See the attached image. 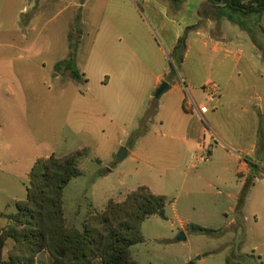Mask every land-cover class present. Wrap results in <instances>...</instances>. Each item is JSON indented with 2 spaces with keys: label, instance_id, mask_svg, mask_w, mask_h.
Wrapping results in <instances>:
<instances>
[{
  "label": "rangeland",
  "instance_id": "rangeland-1",
  "mask_svg": "<svg viewBox=\"0 0 264 264\" xmlns=\"http://www.w3.org/2000/svg\"><path fill=\"white\" fill-rule=\"evenodd\" d=\"M187 1L175 6L168 0H0V212H15L25 199L36 158L83 150L82 175L63 191L67 226L82 228L91 207L102 210L109 199L121 200L146 185L165 196V219L153 215L142 222L144 241L131 247L138 263L264 264V34L259 29L264 11L260 16L229 12L231 22L205 7L195 13ZM208 19L214 22L210 28ZM209 30L214 39L230 42L227 58L222 44L196 35ZM181 36L185 51L178 62L164 39ZM69 43L77 44L79 82L65 69H54ZM119 59L130 80L103 86L105 60L114 69ZM160 60L167 80L186 81V102L194 99L186 87L190 82L220 88L215 109L200 119L212 131L204 133L202 145L199 140L186 148L182 169L173 165L185 145L166 123L176 98L155 97L149 78L133 73L155 72ZM202 98L194 100L203 103ZM153 105H160V114ZM179 111L185 132L194 134L196 113L189 107ZM137 131L142 134L136 138ZM121 149L126 155L118 159ZM243 162L251 163L247 171ZM8 223L0 217V228ZM191 224L212 232L192 230ZM12 246L8 240L4 255ZM36 264L52 263L43 252Z\"/></svg>",
  "mask_w": 264,
  "mask_h": 264
},
{
  "label": "trees",
  "instance_id": "trees-1",
  "mask_svg": "<svg viewBox=\"0 0 264 264\" xmlns=\"http://www.w3.org/2000/svg\"><path fill=\"white\" fill-rule=\"evenodd\" d=\"M177 6L185 0H168ZM215 8L217 19L233 22L229 12L260 16L264 11V0H205ZM79 20L77 15L76 22ZM74 29L80 31L77 24ZM264 34V28L259 27ZM71 35H68V39ZM184 37H179L174 47L178 62L185 51ZM76 43H69L66 59L57 62L55 70L69 72L71 79L82 81L75 64ZM152 109L156 110V105ZM142 132L136 133L137 138ZM134 137V138H135ZM83 150L66 155L51 153L36 158L28 172L29 186L26 197L13 213H0L9 221L0 228V264H36L41 252L50 257L52 264H140L132 256L131 247L142 243L141 224L153 215L165 219L166 198L140 185L121 200L109 199L104 209L91 207L82 228L69 227L63 211V191L69 182L82 175L79 159ZM251 163H248L250 166ZM252 181L245 184L247 188ZM191 229L209 233L211 229L191 224ZM13 246L6 255L7 241Z\"/></svg>",
  "mask_w": 264,
  "mask_h": 264
},
{
  "label": "crops",
  "instance_id": "crops-1",
  "mask_svg": "<svg viewBox=\"0 0 264 264\" xmlns=\"http://www.w3.org/2000/svg\"><path fill=\"white\" fill-rule=\"evenodd\" d=\"M187 3H188V5H192L194 3L195 13L197 11H199V9L201 7H205L206 10L208 8L209 11H212L215 14V11H216L215 8L212 7L211 5H209L205 0H188ZM206 10L204 11V14H205ZM74 17H75V15H73L71 17V20L68 22V25H69L68 26L69 29L67 32V41L68 42H69L68 34H69L70 27L74 21ZM206 21L208 23L207 26L209 28L214 23L213 20H211V19H208ZM216 22H218V21H216ZM199 34H201V36L203 38H206V40H208L210 42L216 41L215 43L217 44V46H219V44H222V46L224 48L223 50L227 54V55L225 54V56H224L225 58H227V56L232 53V50H230V48H231L230 42L227 41V39H214L216 36L212 35L210 30H209V33L206 32V34L201 33L200 31H196V35H199ZM222 34H223L222 31H220V36H222ZM164 40L170 49H174L178 39L177 40L176 39H164ZM95 41H96V39H95ZM217 46L215 48L216 50L218 49ZM158 50L161 51V53L163 54L164 51L162 49L158 48ZM143 51H146V50L144 49ZM68 52H69V46H68V50H67L66 55L61 60L66 58ZM120 57L122 59V54L120 55ZM121 59H119L118 63L116 62V67L114 69H111L107 65V61L105 60V64H106L107 68H106V71H103V72L106 73L107 75L100 76V77H102L103 80H101V78L99 79L100 83L103 86H108L109 84L115 83V82H117L116 84H119V85H123V86L125 84L127 85L128 80H130V77H129L130 75L128 72L127 64L126 63L123 64ZM61 60H59V61H61ZM76 60H77V58L75 59V62H76ZM237 60L238 59L236 58V61ZM235 65H237V63ZM231 71L232 70H230V72L227 74V78H226L227 81H229L231 78V75H230V73H232ZM133 73L138 75V76L135 75L136 78H138V79H141V78L142 79L143 78L148 79L149 78V83H148V81H146V82H147V85L150 86L149 91H151V92L154 91L156 88H158L162 82H166L169 85L168 88L161 93V96L164 94H168V99L175 97L176 102H175V107L173 110L174 114H173V116L171 114L169 116L167 115L166 123L171 126L172 132L175 131L177 133L176 136H174V138L181 141V144L183 145V147L185 145L183 153H182V151H178V153L175 154V165H173V166H174V169H182L184 167L186 168V162H187L186 148L190 144H193L194 142H197L199 140H200V144L202 145L204 133H206L207 129H210V128H208V126L204 127V125L201 124V121L198 118V116H195V118L197 120L196 121L197 122V131L194 134L190 133V135L189 134L187 135V133L185 132L187 129V125L186 126L184 125L185 121L183 120V117L179 116V112H180L179 109L184 108L183 107L184 106V91H183V87H182V85H183L182 82L185 80H183V79H180L179 81H175L174 79L167 80L166 75L168 73V70L166 67L163 66L162 60L157 62V67H156L155 72H149V70H144L141 72L133 71ZM185 83H186V81H185ZM203 84H201V86H199V87L196 84H191V82L186 85V87H188V89L191 90L194 99L198 102H201L202 101L201 97H202V95L204 96V93L201 90V87L203 86ZM120 90H122V88ZM148 98H149V102L154 99L152 96H149ZM202 99H204V98H202ZM0 110H1V108H0ZM155 113L160 114V105L156 108ZM164 122L161 121V124L163 125ZM0 126H1V116H0ZM210 131H212V130L210 129ZM253 148L255 149L256 146L253 145ZM207 153H208V156L211 157L212 151L208 150ZM181 157H182V160H181ZM200 160H201V158H200ZM242 169L247 171V169H248V163L247 162L242 163ZM3 212L4 211H1L0 213H3ZM4 213H8V212H4ZM41 253H43V252H41ZM40 254H38V256L36 258V262H37ZM51 263H52V261H51Z\"/></svg>",
  "mask_w": 264,
  "mask_h": 264
},
{
  "label": "built area",
  "instance_id": "built-area-1",
  "mask_svg": "<svg viewBox=\"0 0 264 264\" xmlns=\"http://www.w3.org/2000/svg\"><path fill=\"white\" fill-rule=\"evenodd\" d=\"M202 90L204 93L203 103H197L193 98H189L187 102L186 100H184V108L189 107V109L192 112H195L198 118L201 120L204 114L207 113L210 109H215L216 103L220 97V88L214 82L205 83L202 86Z\"/></svg>",
  "mask_w": 264,
  "mask_h": 264
},
{
  "label": "water",
  "instance_id": "water-1",
  "mask_svg": "<svg viewBox=\"0 0 264 264\" xmlns=\"http://www.w3.org/2000/svg\"><path fill=\"white\" fill-rule=\"evenodd\" d=\"M168 84L166 82H162L161 85L157 88L155 97H158L164 90L168 88ZM126 155L125 149H121L120 152L117 155L118 159H122ZM179 240L184 239L182 235L178 237Z\"/></svg>",
  "mask_w": 264,
  "mask_h": 264
}]
</instances>
